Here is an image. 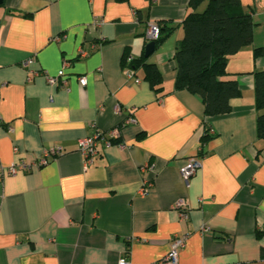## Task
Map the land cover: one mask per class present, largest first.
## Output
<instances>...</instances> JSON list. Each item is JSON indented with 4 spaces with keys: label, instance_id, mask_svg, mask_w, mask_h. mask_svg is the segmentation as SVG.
Returning a JSON list of instances; mask_svg holds the SVG:
<instances>
[{
    "label": "crops",
    "instance_id": "0c3cea01",
    "mask_svg": "<svg viewBox=\"0 0 264 264\" xmlns=\"http://www.w3.org/2000/svg\"><path fill=\"white\" fill-rule=\"evenodd\" d=\"M189 1L0 4V163L30 164L44 149H63L46 165L0 179V264H117L121 256L151 264L185 232L177 264H264V140L254 105V71L264 69V56L253 55L264 45V0H240L253 41L228 56L223 78L236 79L240 93L214 116H204L199 96L175 88L173 54ZM149 23L164 37L146 57ZM29 57L33 76L22 66ZM63 62L65 85L48 84L45 75ZM147 64L159 72L154 87ZM128 115L134 122L121 127L119 140L85 165L78 139ZM189 158L201 167L185 183L180 169Z\"/></svg>",
    "mask_w": 264,
    "mask_h": 264
},
{
    "label": "trees",
    "instance_id": "16d2710c",
    "mask_svg": "<svg viewBox=\"0 0 264 264\" xmlns=\"http://www.w3.org/2000/svg\"><path fill=\"white\" fill-rule=\"evenodd\" d=\"M200 1H189L190 10L181 22L183 36L173 54L175 88L199 96L204 116H214L227 113L232 99L240 93L236 79L223 76L227 74L228 56L252 43L254 22L240 0H207L205 8L199 11ZM163 37L161 29L155 42ZM253 55L264 56V45L255 47ZM146 70V78L156 86V67L147 64ZM254 105L257 137L264 140V69L254 71Z\"/></svg>",
    "mask_w": 264,
    "mask_h": 264
},
{
    "label": "built area",
    "instance_id": "2783aa9c",
    "mask_svg": "<svg viewBox=\"0 0 264 264\" xmlns=\"http://www.w3.org/2000/svg\"><path fill=\"white\" fill-rule=\"evenodd\" d=\"M93 23L99 26L102 23V20H94ZM160 30H161V27L159 24L149 23L145 30L146 39L149 41L157 40L160 35ZM55 39L58 40L59 37ZM131 60H132L131 56H126L125 58L126 63ZM32 62H33L32 57H29L22 62V66L28 69L30 76L37 74V72L29 69V64H31ZM66 66H67V62H63L62 68L57 72L56 75H45L47 83L50 85H58V83L61 84L62 86L65 85L66 80H65V75H64V68ZM125 75L127 78L134 77L133 71L130 68L126 69ZM78 81L81 85L86 84V78L84 76H80L78 78ZM139 81H140L139 78H135V82H139ZM1 85L2 84H0V87ZM115 109L118 114L122 112V108L120 105H117ZM132 122H134L133 117L128 115L124 118L123 122L119 126H116L106 131L95 130L91 135H87V136L79 138L77 141V146H78V150L82 153L84 157L85 165H88L93 162L94 158L99 153L100 146L108 147L113 143V141L119 140L121 127L123 125H127ZM7 129L11 131L13 128L11 126H8ZM118 146L124 147V144H121V142H118ZM62 152H63L62 147L53 146V147L44 149L41 157L34 163L28 164L24 162L23 160H20L18 162L12 163L8 167H4L0 163V179L6 175H14L19 171L27 170L32 166L40 167V166L46 165L49 161H51L55 157L62 154ZM148 166L146 164H143L141 169L144 170ZM200 167H201V163L198 159L189 158L186 165L180 169V175L183 181L185 183H188L190 177L195 175V173L199 170ZM185 207H186V203L184 199L177 200L176 208L180 210L181 216L183 218L187 217ZM202 231L203 232L207 231L206 226L202 227ZM187 237H188V232H185L182 235L173 236L171 238L170 248L167 254L161 260L151 263V264H177L178 251L185 245V241ZM117 264H130V262L127 260L125 256H121Z\"/></svg>",
    "mask_w": 264,
    "mask_h": 264
},
{
    "label": "water",
    "instance_id": "95a60500",
    "mask_svg": "<svg viewBox=\"0 0 264 264\" xmlns=\"http://www.w3.org/2000/svg\"><path fill=\"white\" fill-rule=\"evenodd\" d=\"M3 2V0H0V4ZM155 48V41H150L148 44L145 46V51L144 55L147 57L149 54L153 52Z\"/></svg>",
    "mask_w": 264,
    "mask_h": 264
}]
</instances>
